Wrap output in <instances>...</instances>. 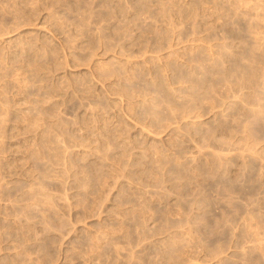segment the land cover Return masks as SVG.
Listing matches in <instances>:
<instances>
[{"label": "rangeland", "instance_id": "obj_1", "mask_svg": "<svg viewBox=\"0 0 264 264\" xmlns=\"http://www.w3.org/2000/svg\"><path fill=\"white\" fill-rule=\"evenodd\" d=\"M0 264H264V0H0Z\"/></svg>", "mask_w": 264, "mask_h": 264}]
</instances>
